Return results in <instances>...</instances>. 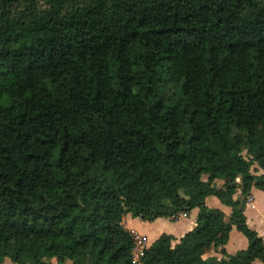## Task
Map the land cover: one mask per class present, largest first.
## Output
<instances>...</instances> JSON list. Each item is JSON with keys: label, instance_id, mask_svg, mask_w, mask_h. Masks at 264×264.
I'll return each instance as SVG.
<instances>
[{"label": "trees", "instance_id": "1", "mask_svg": "<svg viewBox=\"0 0 264 264\" xmlns=\"http://www.w3.org/2000/svg\"><path fill=\"white\" fill-rule=\"evenodd\" d=\"M255 164L264 0H0V264H135L126 213L193 208L140 264H264ZM232 230L248 246L228 255Z\"/></svg>", "mask_w": 264, "mask_h": 264}, {"label": "crops", "instance_id": "2", "mask_svg": "<svg viewBox=\"0 0 264 264\" xmlns=\"http://www.w3.org/2000/svg\"><path fill=\"white\" fill-rule=\"evenodd\" d=\"M251 172L257 175H264V169L258 167L256 164L252 166ZM239 177L237 182H239ZM251 204H246L244 208V215L246 217V224L249 228L256 231L264 242V190L252 187L251 191ZM240 196V191L234 195V198ZM206 206L210 208L220 209L227 220L231 213V208L222 204L216 196H207L205 198ZM198 209L193 208L188 212V216L179 220H172L169 218L159 217L153 221H143L138 217H133L130 213H126L122 218V225L132 233L145 235L148 239L150 246L162 234L171 235L174 240L171 244L174 246L179 239L188 231L192 230L196 225ZM248 241L246 237L237 230H232L229 234L227 243L224 246L225 252L228 255H233L240 250L246 249ZM219 248H211L208 252L202 255L203 258L208 257H221ZM50 264H57L54 258L49 259ZM66 261L65 264H69ZM260 264V262H257Z\"/></svg>", "mask_w": 264, "mask_h": 264}, {"label": "built area", "instance_id": "3", "mask_svg": "<svg viewBox=\"0 0 264 264\" xmlns=\"http://www.w3.org/2000/svg\"><path fill=\"white\" fill-rule=\"evenodd\" d=\"M252 198L251 195L247 196L246 204H251ZM188 216V212H179L173 219L179 220ZM149 247L148 239L145 235L133 233V247L131 250L132 253V263L140 264V257L142 256L145 249Z\"/></svg>", "mask_w": 264, "mask_h": 264}]
</instances>
